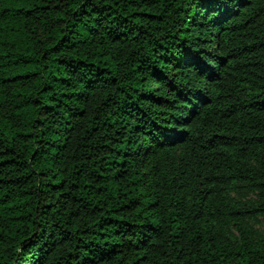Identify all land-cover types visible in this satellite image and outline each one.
<instances>
[{
    "label": "trees",
    "instance_id": "trees-1",
    "mask_svg": "<svg viewBox=\"0 0 264 264\" xmlns=\"http://www.w3.org/2000/svg\"><path fill=\"white\" fill-rule=\"evenodd\" d=\"M0 264H264V0H0Z\"/></svg>",
    "mask_w": 264,
    "mask_h": 264
}]
</instances>
